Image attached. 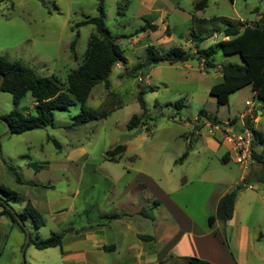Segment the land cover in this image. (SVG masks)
<instances>
[{
    "label": "rangeland",
    "instance_id": "obj_1",
    "mask_svg": "<svg viewBox=\"0 0 264 264\" xmlns=\"http://www.w3.org/2000/svg\"><path fill=\"white\" fill-rule=\"evenodd\" d=\"M169 1L174 8L167 9L159 19L155 7L148 9L137 0H103L105 25L117 37L126 58L125 64H115L111 69L109 85H94L85 102V108L99 116L106 112L105 115L71 126L73 115L80 112L77 104L68 111H56L53 126L10 133L0 139V186L17 194L8 204L16 211L25 206L27 199L41 204L38 208L44 225L37 228L32 219L24 220L32 239L64 231L71 240L68 249H76L79 246V242H74L76 233L83 227L98 222L102 214H120L124 203H116L115 199L124 183L133 182L131 193L139 199L155 192L166 173L172 176L178 169L193 170L195 163L209 167L217 163L208 158L207 151H200L201 138H193L188 149V142L181 135L191 129V121L200 110L210 118L225 120L239 116L248 107L245 100L258 107L259 100L253 99L249 86L230 94L226 104H216L209 88L221 77L214 76L211 69L202 70L205 66L201 64V69L195 58L185 63L159 62L144 70L134 67L144 62L147 46L158 52L174 46L192 51L191 32L204 37L198 46L207 48L216 40L210 34L221 32L229 24L242 27L257 21L264 13V0H208L202 11L193 8L198 0ZM96 14V0H0V55L20 62L37 76L53 75L64 82L81 62L89 36L95 31L92 24L76 26V23ZM194 16L213 22L200 25L193 21ZM145 20L157 25L156 31H147L149 36L141 31ZM76 34V59H73L68 46ZM136 37L138 40L133 41ZM221 56L218 53L215 59ZM230 61L241 62L238 56H231ZM140 77L147 82L139 81ZM148 86L154 90H146ZM141 89H145L144 124L128 130L126 124L131 115L142 111L137 100ZM179 99L183 107L176 110L175 102ZM32 106L27 94L17 108L26 113ZM14 108L12 96L0 91V116ZM256 113L260 116L256 128L264 134V109ZM6 130L0 121V135ZM117 144L124 145V150L113 154L116 161L108 160L110 156L105 151ZM185 151L188 157H182ZM255 151L259 152L258 146ZM4 161L16 168L21 182L7 170ZM44 162L46 166L37 170L29 165ZM255 164L257 169L259 165ZM227 165L236 168L231 162ZM258 186L263 191L264 187L259 183ZM194 188H200L198 183L180 191ZM61 209L57 226L52 215ZM197 218L201 220L200 216ZM251 218V223L261 224L264 237V213L253 212ZM150 225L149 222L145 225L147 232ZM24 239L21 229L0 217V264H21ZM60 257L59 247L37 249L30 243L24 251V264H63Z\"/></svg>",
    "mask_w": 264,
    "mask_h": 264
},
{
    "label": "crops",
    "instance_id": "obj_2",
    "mask_svg": "<svg viewBox=\"0 0 264 264\" xmlns=\"http://www.w3.org/2000/svg\"><path fill=\"white\" fill-rule=\"evenodd\" d=\"M137 2L148 9L155 7L159 12L157 16L159 19L167 9L174 8L169 0H137ZM192 19L201 25L199 19L204 18L194 16ZM147 31L150 30L142 32L149 36L150 33ZM166 35H169V32ZM210 36L216 39L215 42L228 38L223 36L222 31ZM191 43H193L192 51L189 52L192 53L195 51L196 43L193 40ZM215 56L212 67L202 69V61L198 63L202 70L211 69L214 76L219 74L221 81V64L233 62L230 61L231 56L238 55H222L217 59ZM251 94L253 96V92ZM212 99L215 101L214 97ZM257 106L252 111L249 110L248 114L255 129H257L256 122L260 118L256 111L262 108L260 101ZM246 109L239 116L225 120L215 116L211 118H216L221 124L231 122L235 129L240 130L244 128L243 113L247 111ZM191 122V129L181 134L185 142L191 144V140L196 136L201 138L200 151H207L208 158H213L217 163L212 167L198 166L195 163L193 170L178 169V172L172 176L166 173L160 186H156L155 192L139 199L131 193L133 182L124 183L121 186L123 187L121 193L115 199L116 203H124L119 212L120 216L108 220V214H102L98 222L87 224L76 233L77 239L74 242H79L76 249L69 250L68 245L71 240L69 241V237L65 236L64 231H58L64 233L62 246L59 248L63 264H187L183 257L189 256L206 260L210 264H264V237L261 224L251 223L253 212L264 213V189L260 191L258 186L259 183L264 187V183L252 179L248 186L237 193L230 219L226 221L215 219L211 225L207 222L208 216L215 213L218 199L241 182L249 172H255L259 167L255 169L256 164L253 160L245 167L235 162V153L231 145L222 139L221 130L218 128L221 124L211 125L204 117H196ZM185 124L190 126V123L185 122ZM196 125L200 128L197 127L196 133L191 132ZM190 144H188L189 148ZM258 148L260 152L261 146ZM186 156L188 157L189 154L187 153ZM228 162L235 164L236 168H231V165H227ZM178 165L182 166L181 163ZM193 182L198 183L200 188L180 191ZM197 193H200V196ZM26 201L40 212L39 201L30 199ZM143 207L148 209L152 218L138 215ZM60 211L63 212V209L54 211L52 215L57 226L60 224L61 217L58 216ZM198 216L201 220L197 218ZM0 217H5L12 227H17L12 224L7 214H2ZM147 222L151 224L148 232L145 228ZM139 235H148L151 239L143 240ZM106 246L112 248L105 249Z\"/></svg>",
    "mask_w": 264,
    "mask_h": 264
},
{
    "label": "trees",
    "instance_id": "obj_3",
    "mask_svg": "<svg viewBox=\"0 0 264 264\" xmlns=\"http://www.w3.org/2000/svg\"><path fill=\"white\" fill-rule=\"evenodd\" d=\"M207 1H196L193 5L194 10H203L207 6ZM96 11L97 14L95 16H85L76 23V26L92 24L95 31L89 36L81 62L67 74L64 82L59 81L53 75L37 76L26 69L20 62L0 55V76L3 75L0 91L7 92L12 96V102L15 107L8 114L0 117L8 122L11 127V133L20 134L29 130L53 126L54 113L56 111H68L70 106L77 104L80 107V112L73 115L71 126L85 124L106 114V112H102L100 116L97 115L95 112L85 108V102L94 85L98 83H103L106 87L109 85L108 76L111 69L115 64H125L126 58L123 56V51L116 41L117 37L105 25L103 0H96ZM199 21L201 24H210L213 19H199ZM156 29V24L145 20V25H143L141 31H155ZM222 34L228 38L220 39L207 48H199L198 42L202 41L204 37L191 32V38L196 43L195 51L192 53L177 46L170 47L162 52L155 51L153 47L147 46L144 62L138 63L134 69L144 70L150 65L159 62L168 64L182 63L194 58L198 61L201 60L205 67L208 68L214 65L213 59L218 52L225 56L237 54L241 62L221 64L222 79L220 82L210 86L209 94L215 98L216 104L224 105L228 102L230 94L245 86H250L253 97L260 101L264 109V13L252 24H245L242 27L238 24H229L222 30ZM76 37L77 34L68 46L73 59H76ZM146 90L153 91L154 87L148 86ZM144 92L145 89H141L137 96L142 111L139 115H131L126 124L128 130L144 124L143 116L146 114V105L143 99ZM27 94L31 97L33 106L31 110L25 113L18 109L17 106ZM181 102L182 99L175 102L176 110L183 107ZM197 117H204L211 125L221 124L216 118L208 117L203 110H200ZM250 118L251 116L249 115L244 116L243 127L251 131V160L259 165V169L255 172H249L241 182L231 187L218 199L215 213L207 218L209 225L215 219L226 221L232 217L237 193L248 186L252 179L255 182L264 183V135L253 127ZM256 146H261L260 152L255 151ZM118 150H124V145L117 144L113 148L106 150L105 155L111 158L107 159L114 160L112 156ZM186 154L187 151L183 152L182 157H185ZM4 163L7 170L15 176L16 181L21 182L16 168L7 161H4ZM45 164L44 162L41 164L30 163L29 165L37 170L46 166ZM16 196V192L0 186V215L7 214L12 224L21 229L24 235V220L26 218L32 219L37 228L44 225L40 212L29 202H26L20 211L14 209L23 222L22 225L18 223L15 214L7 206L9 200ZM138 215L152 218L151 213L144 207L139 210ZM119 216V214H113L107 216V219L111 220V218H118ZM63 235V232H52L45 238L35 237L32 239L30 236L28 244H33L37 249L61 248ZM139 237L143 240L151 239V236L148 235H139ZM104 248L109 249L112 247L106 246ZM183 258L187 264H210L208 261L197 257L189 256Z\"/></svg>",
    "mask_w": 264,
    "mask_h": 264
},
{
    "label": "built area",
    "instance_id": "obj_4",
    "mask_svg": "<svg viewBox=\"0 0 264 264\" xmlns=\"http://www.w3.org/2000/svg\"><path fill=\"white\" fill-rule=\"evenodd\" d=\"M138 80L141 82L146 81L142 77L138 78ZM251 104V101H245V105L248 107L246 109L247 111L243 113V116L248 115L249 110L252 111L254 109V106ZM218 128L221 130L222 139L231 145L235 153V162L243 164L244 167L247 166L251 161V131L247 128L235 129L231 122L228 121L219 125Z\"/></svg>",
    "mask_w": 264,
    "mask_h": 264
},
{
    "label": "water",
    "instance_id": "obj_5",
    "mask_svg": "<svg viewBox=\"0 0 264 264\" xmlns=\"http://www.w3.org/2000/svg\"><path fill=\"white\" fill-rule=\"evenodd\" d=\"M2 79H3V75L0 76V88H1ZM0 121L5 125V127L7 129L5 133L0 135V139H1V138L5 137V136H7L8 134L11 133V127L9 126L8 122L5 119L0 117ZM7 206L11 210V212L15 214V217H16L18 223L22 225L23 222L17 216V213L15 212V210L10 205L7 204ZM24 229H25V239H24V243H23V245L21 247V251H20V253H21V264H24V251H25V248H26V246H27V244L29 242V239H30V235H29L26 227Z\"/></svg>",
    "mask_w": 264,
    "mask_h": 264
}]
</instances>
